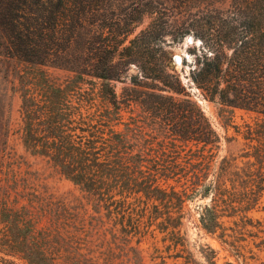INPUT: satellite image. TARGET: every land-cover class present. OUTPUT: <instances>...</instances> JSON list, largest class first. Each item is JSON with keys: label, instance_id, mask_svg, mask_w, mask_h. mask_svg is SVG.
<instances>
[{"label": "trees", "instance_id": "1", "mask_svg": "<svg viewBox=\"0 0 264 264\" xmlns=\"http://www.w3.org/2000/svg\"><path fill=\"white\" fill-rule=\"evenodd\" d=\"M118 1L0 0L1 57L107 82L102 91L106 109L88 97L74 102L70 83L57 87L60 100L46 108L37 111L26 104L28 119L39 113L48 125L39 135L29 124L26 144L86 191L101 217V225L78 229L73 238L89 244L106 242L110 235L114 242L136 240L140 245L159 232L178 245L187 201L197 195L212 198L198 212L199 227L208 234L222 230L223 218L233 212L245 213L243 218L250 220L246 214L264 192V122L246 126L247 139L258 144L244 166L237 159L218 162L214 151L221 146L220 137L175 71L155 23L126 44L133 28L154 14V0L126 15L118 13ZM228 1L199 8L193 15L202 45L194 53L190 78L208 101L264 119V0H231L230 13L223 7ZM131 65L138 68L131 84L142 89H132L123 102L110 84L125 79ZM133 103L163 139L201 148L185 153L163 139L157 143L159 150L135 144L130 128L119 129L124 108ZM40 142L44 145L37 147ZM65 264L115 263L83 256Z\"/></svg>", "mask_w": 264, "mask_h": 264}, {"label": "rangeland", "instance_id": "2", "mask_svg": "<svg viewBox=\"0 0 264 264\" xmlns=\"http://www.w3.org/2000/svg\"><path fill=\"white\" fill-rule=\"evenodd\" d=\"M217 1L154 0V14L146 16L142 24L133 28L126 44L155 23L163 35L164 50L172 58L175 71L220 137L221 146L214 151L216 160L237 159L241 167L249 161L245 157L253 155L258 144L247 139L246 126L264 122L263 117L208 101L190 78L196 60L194 53L199 52L202 45L196 36L193 15L199 8L216 6ZM118 2L122 5L118 13L124 11L126 15L135 13V9L150 1ZM223 7L230 13L233 2L229 0ZM158 54L164 55L161 51ZM177 57L181 58L180 62L175 61ZM137 73V66L131 65L125 79L111 82V88L121 101L124 102L127 94H133L132 89L141 91L142 88L131 84V78ZM68 83L74 89L71 92L74 102L88 97L95 99L102 109L107 108L102 99L107 82L101 79L88 75L79 79L78 75L66 70L0 56V264L76 263L83 256L115 264H264V192L259 204L246 214L250 220L243 218L245 213L233 212L228 214L230 217L223 218V229L215 234L206 233L198 221L200 207L211 204L212 198L200 195L189 198L188 214L181 226L182 241L178 245L164 240L159 232L155 237L148 236L140 245L136 240L130 244L123 239L114 242L110 235L106 242L97 240L89 244L74 239L78 229L101 225L93 198L65 177L49 158L35 154L25 142L29 124H34L33 129L39 135H44L48 126L46 118L39 113L28 119L26 104L37 111L46 108L51 101L60 100L57 87ZM122 115L120 130L126 132L130 128L135 144L159 150L157 143L165 135L145 120L138 103L124 108ZM163 140L170 141V146L176 150L184 149L185 153L201 148L192 143ZM170 183L176 185L173 181ZM182 184L185 181L178 184L179 190ZM243 197L239 195L238 199Z\"/></svg>", "mask_w": 264, "mask_h": 264}, {"label": "bare ground", "instance_id": "3", "mask_svg": "<svg viewBox=\"0 0 264 264\" xmlns=\"http://www.w3.org/2000/svg\"><path fill=\"white\" fill-rule=\"evenodd\" d=\"M177 59H178V62H180V61H181V58H180V57H177Z\"/></svg>", "mask_w": 264, "mask_h": 264}, {"label": "water", "instance_id": "4", "mask_svg": "<svg viewBox=\"0 0 264 264\" xmlns=\"http://www.w3.org/2000/svg\"><path fill=\"white\" fill-rule=\"evenodd\" d=\"M175 61L178 62V59L176 58Z\"/></svg>", "mask_w": 264, "mask_h": 264}]
</instances>
